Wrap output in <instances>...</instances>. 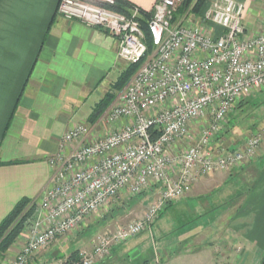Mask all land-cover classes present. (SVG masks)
<instances>
[{
    "label": "built area",
    "instance_id": "1",
    "mask_svg": "<svg viewBox=\"0 0 264 264\" xmlns=\"http://www.w3.org/2000/svg\"><path fill=\"white\" fill-rule=\"evenodd\" d=\"M182 1L154 2L146 20L151 51L137 7L124 14L94 0L58 1V15L105 29L115 38L117 57L139 65L95 124L77 123L60 138L47 159L49 181L32 202L31 233L7 264H27L88 216L116 206L121 196L154 187L140 217L100 233L73 264L100 263L114 246L150 229L163 207L189 192L198 176L229 171L255 157L259 133L232 147L219 137L235 105L264 85V9L260 31L244 37L243 0H207L201 16L173 21ZM211 25L221 33L209 34ZM118 121L104 135L85 140L97 125ZM195 123L198 130L191 132Z\"/></svg>",
    "mask_w": 264,
    "mask_h": 264
},
{
    "label": "crops",
    "instance_id": "2",
    "mask_svg": "<svg viewBox=\"0 0 264 264\" xmlns=\"http://www.w3.org/2000/svg\"><path fill=\"white\" fill-rule=\"evenodd\" d=\"M58 1L0 0V220L21 198H39L52 173L47 159L58 150L60 138L77 123L92 126L90 113L106 93L117 91L113 84L125 68L117 57L114 36L101 27L61 17L56 13ZM129 1L151 11L156 0ZM243 1L244 37L256 35L262 26L264 0ZM209 27V34L221 33L219 26ZM120 123L96 126L85 140L104 135ZM259 147L255 157L239 167L198 176L190 191L174 201L198 199L221 181L247 184L227 194L231 201L218 211L221 224L176 245L166 243L163 249L154 241L144 252L136 248L143 241L140 233L114 246L97 264H156V255L160 264H232V253L239 259L245 257V246H254L259 256L264 251V143ZM155 190L148 188L139 196L151 197ZM121 197L119 202L138 196ZM114 207L88 216L79 229L89 228L92 219L101 220L102 225ZM205 232H219V241L207 244L211 234L205 237ZM93 239L92 232L68 233L55 240L52 252L66 257L69 253L59 249L68 242H76L80 252L90 250ZM16 246L9 248L7 258L14 255ZM45 251L38 252L42 253L31 264L52 263L51 252Z\"/></svg>",
    "mask_w": 264,
    "mask_h": 264
},
{
    "label": "rangeland",
    "instance_id": "3",
    "mask_svg": "<svg viewBox=\"0 0 264 264\" xmlns=\"http://www.w3.org/2000/svg\"><path fill=\"white\" fill-rule=\"evenodd\" d=\"M186 15H192L194 17L196 16V14H192L189 11H184V13H182V15H179L175 20L181 19ZM128 66L129 64L125 63L124 70ZM132 75L130 76L129 80L131 79ZM120 90H117L113 94V98L111 99L109 104L115 99ZM244 100L245 103L242 106L238 108L236 107V104L233 110L226 117V123L224 125L225 132L219 137V139L223 141V145L232 144L234 141H243L245 137H248L255 132L260 134L261 144L264 143V85L261 87V89L245 97ZM106 107L104 108V110L106 109ZM99 116L95 119L94 122H92L93 124H95ZM97 127L99 126L97 125ZM101 127L106 126L101 125ZM193 127L194 130H191V132H196L199 125L195 123ZM219 139L217 137V140ZM242 186L246 187L247 184H243V182L235 183L221 181L213 189L209 190L206 194L198 199H183L179 202H173V204L169 208H167L159 218L155 220L150 229L140 234V238L142 237L143 241L140 245L136 246V248L138 250L139 248L144 249L142 252L146 250L149 251V249L153 247V242L155 241L156 247L158 249H163L162 247H164L163 245H165L166 243H173L176 245L178 242L188 238L191 235L201 232L209 227H213L216 224H221V211H218L221 210L222 207L226 206V203L231 201L229 200L230 197H227V194L233 188H240ZM149 195L150 194H144L132 199H123L121 202H119L117 207H115L110 213H108L106 217H104L105 219L102 220V225L98 223L101 222V220L92 219L91 222L93 221V224L90 225L89 228L83 230L78 228L77 230L70 232L69 234L79 235L86 232H92L94 236L93 240H95L100 233L108 230H113V227L115 225H124L127 222L140 217L146 208V199ZM153 195H155V191L151 193V196ZM207 203H209V206L207 205ZM103 221H105V223ZM189 221L191 222L190 224L188 223ZM30 233V225H27L22 229L15 242L13 243L18 245L15 247L14 255H16V253L22 248V245L27 241V237H29ZM210 234L211 232L202 233V235L205 237ZM218 234L219 232H216L215 234H211L209 237H207V244L212 241L218 242ZM66 235L68 234L62 235L60 237H64ZM51 247L52 246L48 247L45 252H51V262L53 261L52 263H54L57 262V260L63 255L58 251L52 252ZM76 247V242H68L66 246L60 247L59 251L68 254L72 250H75ZM245 248V257H242L241 259L237 257L238 254L236 255L234 252L232 253V264H260L264 256V251H262L258 256V254L256 253L257 250H255L254 246H252L251 248L245 246ZM84 251L89 250L85 249ZM7 254L0 264H7L12 260V257L14 255H12L10 258H7ZM35 257L31 258L30 261L27 262V264H31L35 260ZM156 258H158V255H156Z\"/></svg>",
    "mask_w": 264,
    "mask_h": 264
},
{
    "label": "trees",
    "instance_id": "4",
    "mask_svg": "<svg viewBox=\"0 0 264 264\" xmlns=\"http://www.w3.org/2000/svg\"><path fill=\"white\" fill-rule=\"evenodd\" d=\"M94 2L120 13L128 14L134 4L129 0H113L112 3L94 0ZM207 5V0H183L177 7L173 14V20L177 19L179 15H182L184 11H189L196 16H201ZM140 11V25L144 33V41L147 45L148 51L153 48L152 39L147 27L146 20L150 16V11L139 9ZM139 62L130 63L129 66L120 74L116 82L113 84V88L120 90L127 83L130 76L137 69ZM113 94L108 92L104 97L94 106L92 112L88 117L89 122H94L95 119L103 112L104 108L109 104ZM245 103V100H241L236 107H240ZM13 161L11 163H16ZM1 163V162H0ZM29 198H21L14 207L0 220V263L6 257L9 247L15 242L17 236L20 234L22 229L27 226L34 215V203ZM172 205V202L167 203L163 209L158 213L159 218L167 208ZM116 207V206H115ZM114 207V208H115ZM156 218V219H157ZM113 250V249H112ZM111 250V252H112ZM111 254V253H110ZM80 258V251L78 249L72 250L66 257L61 256L58 259L61 264H73ZM260 264H264V256Z\"/></svg>",
    "mask_w": 264,
    "mask_h": 264
}]
</instances>
